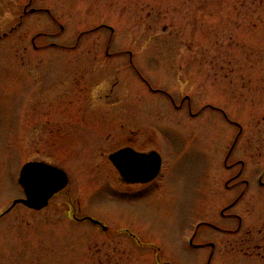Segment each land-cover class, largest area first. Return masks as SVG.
Instances as JSON below:
<instances>
[{"label": "rangeland", "instance_id": "1", "mask_svg": "<svg viewBox=\"0 0 264 264\" xmlns=\"http://www.w3.org/2000/svg\"><path fill=\"white\" fill-rule=\"evenodd\" d=\"M29 161L67 185L2 215ZM0 264H264V0H0Z\"/></svg>", "mask_w": 264, "mask_h": 264}, {"label": "water", "instance_id": "2", "mask_svg": "<svg viewBox=\"0 0 264 264\" xmlns=\"http://www.w3.org/2000/svg\"><path fill=\"white\" fill-rule=\"evenodd\" d=\"M111 163L118 170L126 182L147 183L154 179L161 167L160 155L152 150L150 152H137L131 147L121 148L108 156ZM18 182L23 188L24 198L14 199L8 212L16 204H23L28 208L39 210L48 204V200L68 182L66 172L44 161L26 162L20 169ZM103 230L106 227L91 217H83Z\"/></svg>", "mask_w": 264, "mask_h": 264}, {"label": "flooded vegetation", "instance_id": "3", "mask_svg": "<svg viewBox=\"0 0 264 264\" xmlns=\"http://www.w3.org/2000/svg\"><path fill=\"white\" fill-rule=\"evenodd\" d=\"M126 147H131V148H133L134 150H136V151H138V152H145V151L138 150V149H136V148H134V147H132V146H126ZM123 182H124L125 184H128V185L140 184V183L126 182V181H124V180H123ZM71 216H72V218H73L74 220H76V221H79V219H80V217L77 216L76 214H71ZM84 216H87V215H84ZM211 246H213V245L211 244Z\"/></svg>", "mask_w": 264, "mask_h": 264}]
</instances>
